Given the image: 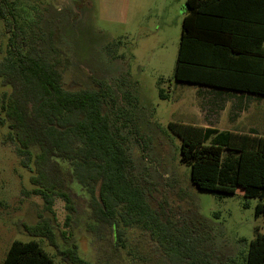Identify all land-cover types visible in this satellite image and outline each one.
<instances>
[{
    "label": "trees",
    "instance_id": "1",
    "mask_svg": "<svg viewBox=\"0 0 264 264\" xmlns=\"http://www.w3.org/2000/svg\"><path fill=\"white\" fill-rule=\"evenodd\" d=\"M245 8L255 12L244 13ZM16 10L14 0H0L7 36L0 80L10 89L2 98L0 127L6 131V142L24 158L32 193L43 198L49 211L56 197L73 210L70 193L78 188L76 195L89 209V228L94 226L101 235L104 229L112 231L113 258L122 253L125 232L133 227L150 234L151 246L161 257L167 255L161 244V252L157 249L163 240L179 246L191 243L190 234L180 229L176 231L184 237L177 239L175 223L167 213L158 215L150 208L148 193L135 182L136 165L126 139L110 120L117 106L112 92L104 86L66 87L63 70L70 61L63 63L68 52L54 44L57 31L48 32L51 53H47L31 39ZM235 22L254 23L256 28L244 35L233 29ZM263 44L264 0H186L174 78L264 96ZM248 74L256 79L242 76ZM169 128L182 140L181 160L191 167L194 185L224 197L236 194L240 181L248 180L245 196L258 199L256 216L264 219V135L174 121ZM26 231L51 240L48 225ZM58 253L68 264H90L79 257L76 246ZM191 253L192 258L179 256L177 264H213L199 248L192 247ZM3 264L57 263L39 241L31 239L15 240ZM245 264H264V233L251 241Z\"/></svg>",
    "mask_w": 264,
    "mask_h": 264
},
{
    "label": "rangeland",
    "instance_id": "2",
    "mask_svg": "<svg viewBox=\"0 0 264 264\" xmlns=\"http://www.w3.org/2000/svg\"><path fill=\"white\" fill-rule=\"evenodd\" d=\"M14 1L19 22L47 53L48 32L57 31L54 44L68 52L63 63L70 61L63 70L66 87L104 86L112 92L117 106L110 120L126 139L136 165L135 182L148 193L150 208L158 215L167 213L175 223L177 239L184 237L176 231L180 229L190 234L191 243L158 242L159 251L160 244L167 249L161 257L150 234L133 227L125 232L122 253L113 258L112 231L104 229L103 236L89 228V209L76 195L78 188L70 193L73 210L56 197L49 211L43 198L32 193L24 158L6 142L0 127V264L15 240L31 239L57 264H68L58 251L72 246L90 264H177L183 254L193 257L192 247L213 264H245L251 241L264 233V219L256 216L258 199L245 196L249 181L242 179L236 194L224 197L198 188L191 167L181 160L182 140L169 128L172 121L194 123L197 107L193 92L198 87L174 78L186 0ZM6 43L0 20V59ZM9 90L0 80V107ZM263 102L250 99L249 108L264 111ZM235 129L264 135V120L246 118ZM38 224L49 226L51 240L26 231Z\"/></svg>",
    "mask_w": 264,
    "mask_h": 264
},
{
    "label": "crops",
    "instance_id": "3",
    "mask_svg": "<svg viewBox=\"0 0 264 264\" xmlns=\"http://www.w3.org/2000/svg\"><path fill=\"white\" fill-rule=\"evenodd\" d=\"M252 11L255 12V9L245 8L242 10L244 13ZM235 23L233 29L243 32L242 34L244 35L245 31H251L252 28H256L254 23ZM252 34L254 35V33ZM242 76L250 81L256 79V76L249 74ZM188 84L194 85L198 88L193 92L197 96L194 103L195 107L197 106L194 115L195 122L187 124L216 128L221 131H239L235 128L239 127L240 122L244 121L246 118L253 121L264 120V111L259 108L254 110L249 108V100L253 98L258 100L264 99V96L262 95L229 88H216L192 83Z\"/></svg>",
    "mask_w": 264,
    "mask_h": 264
}]
</instances>
